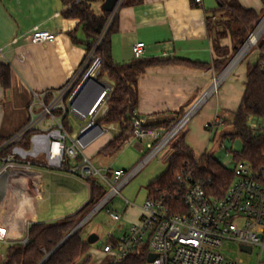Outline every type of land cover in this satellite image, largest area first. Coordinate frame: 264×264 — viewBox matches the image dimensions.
<instances>
[{"label":"crops","instance_id":"1","mask_svg":"<svg viewBox=\"0 0 264 264\" xmlns=\"http://www.w3.org/2000/svg\"><path fill=\"white\" fill-rule=\"evenodd\" d=\"M238 1L245 8H252L260 14L264 12L262 0ZM102 2L97 4L100 9L98 12H102ZM217 6L216 0H201L200 3L195 0H143L137 4H123L119 8L116 29L110 36L113 60L117 63L134 61L132 46L141 41L145 43L143 60L162 61L147 66L139 75L137 106L133 118L163 116L171 121L159 124L157 128H169L174 120L188 112L211 90L217 78V89L206 97L197 110L199 117L194 122L195 128L200 129L205 124L220 121L225 124L228 115L233 117L243 98L247 72L252 65L249 62L244 64V56L232 62L227 72L221 75L236 55L234 53L239 51L235 50L220 72L215 69L217 41L209 32L208 22L210 18L215 19V16L221 17V13L216 11ZM66 9L64 0H0V64L9 68V85L5 87L0 82V140L8 138L24 126L31 117V104L38 110V99L47 92L65 86L83 64L88 50L87 40L80 28L75 31L74 37L71 35L78 20L66 17ZM38 29L56 32L57 36L50 42L33 43L31 34ZM219 43L231 47L229 37L221 39ZM256 53L258 59V50ZM92 76L99 81L98 84L91 81L94 79ZM91 84L96 85L91 86L92 96L98 98L89 116L100 109L97 122L106 133L103 132L90 143L85 152L87 150V154L96 156L104 170H112L107 165L110 159L100 157L98 152L121 129L118 123L99 122L106 115L107 101L115 86L114 80L107 74H101L99 56L95 57L75 94H82ZM74 124L79 128L80 124ZM68 127L72 129L70 120ZM184 139L195 155L196 152L208 154L207 144L198 141L193 133L184 135ZM168 155L169 152H165L163 158L167 160ZM41 170L51 175L49 183L43 184L42 195L38 192L39 180L34 173L31 197L12 194L0 203V222L8 225V236L15 242L27 235L29 221L56 223L76 214L88 202L85 201L84 187L89 190L90 197L91 189L80 178L67 173L64 175ZM97 183L105 186L100 181ZM148 195L147 189L146 199ZM40 202L44 204L42 211L39 209ZM120 210H114L122 214L121 219L115 222H123L120 227L124 233L139 222L143 211L142 206H135L131 202L126 206L125 201ZM20 231L23 232L22 236L15 237ZM255 247L259 251L256 258L246 259L249 264H264V247L254 246L253 249Z\"/></svg>","mask_w":264,"mask_h":264},{"label":"built area","instance_id":"2","mask_svg":"<svg viewBox=\"0 0 264 264\" xmlns=\"http://www.w3.org/2000/svg\"><path fill=\"white\" fill-rule=\"evenodd\" d=\"M125 1L117 0L102 35ZM56 36V32L38 29L31 34V42H50ZM101 39L102 36L71 80L59 90L39 98L38 110L31 104L29 121L0 142V203L12 194L31 197L37 167L76 176L90 189L92 182L100 181L109 186L105 197L84 217V224L101 209H106L113 221H119L122 214L108 207L110 201L154 156L167 148L211 93V90L206 92L166 133L157 127L145 126V118L134 117L132 134L124 145L138 138L146 142L149 152L130 171L108 169L103 172L85 154L86 147L104 132L97 122L100 109L91 116L92 109L86 112L87 104L94 98L91 86L95 84L89 85L82 94H75L92 65L91 58L95 57ZM144 52V42L132 46L134 58H142ZM92 77L91 81L98 84L99 81ZM47 95L50 96L48 103L45 101ZM65 116L71 122V130L63 122ZM74 122L80 124L79 128ZM184 165L175 175L174 187L155 188L142 205L139 222L122 233L115 244L104 245L103 251L112 258L111 264L121 263L142 245L148 248V256L156 254L153 261L147 256L144 264H244L226 258L221 251L225 240L264 247V174L244 161L237 162L231 183L219 197L210 192L211 178L198 179L188 162ZM124 201L126 206L130 204ZM30 224L29 221L27 235L16 242L28 243ZM8 231V225L0 222V250L2 246L15 243Z\"/></svg>","mask_w":264,"mask_h":264},{"label":"trees","instance_id":"3","mask_svg":"<svg viewBox=\"0 0 264 264\" xmlns=\"http://www.w3.org/2000/svg\"><path fill=\"white\" fill-rule=\"evenodd\" d=\"M102 1L64 0L67 5L64 15L78 20L76 28L71 32L73 37L79 28L85 34L88 47L85 59L102 36L97 45L95 57L101 58V74H107L110 79L115 81V86L107 101L106 115L99 122L101 124L118 123L121 131L100 149L98 155L102 158L112 159L119 153L125 140L132 134L131 122L137 106L139 75L147 66L162 61H145L142 58H135L129 63L115 62L111 56L110 36L116 29L117 20L115 17L105 34L102 35L110 15V12H98L96 10V5ZM142 1L126 0L124 4H137ZM216 1L218 4L216 11L221 13V17L210 18L208 28L212 35L214 32L217 41V45H215L217 57L214 59V66L220 72L230 60L231 52L238 50L253 31L261 18V14L252 8L243 7L238 0ZM262 1L264 4V0ZM226 37L231 39V47L219 43L221 39ZM256 48L259 52L258 59L248 69L246 89L241 103L233 113L232 120L224 121V123L230 122L234 130L225 133L223 137H228L232 142L241 141L242 149L231 151L236 163L244 161L256 171H261L264 174V35L259 39ZM0 82L5 87L9 85V68L1 64ZM49 98L50 96L47 95L45 100L47 101ZM56 113L60 114L61 112L57 111ZM63 122L70 129L66 116L63 118ZM151 127H158V125H151ZM166 161L168 163L167 169L148 184V197L157 187L160 189L174 187L175 175L185 167V162H188V166L194 171L196 178L212 179L213 185L210 192L215 196H222L234 176L233 170L225 167L212 155L204 153L197 157L185 142L184 135H180L173 142ZM106 193L107 191L101 184L92 182L89 200L82 209L56 223H31L28 229V243L15 242L7 245L5 253L0 257V264H38L105 197ZM83 227L43 264H88L90 256L81 261L90 247V244L82 236ZM116 241L117 239L110 236L107 243L115 244ZM148 253L146 245H142L139 250L130 254L119 264H144Z\"/></svg>","mask_w":264,"mask_h":264},{"label":"rangeland","instance_id":"4","mask_svg":"<svg viewBox=\"0 0 264 264\" xmlns=\"http://www.w3.org/2000/svg\"><path fill=\"white\" fill-rule=\"evenodd\" d=\"M96 10L99 11V7L96 5ZM264 17V12L261 14L260 20ZM259 20V21H260ZM264 33L262 34V36ZM261 36V37H262ZM213 37L214 32H213ZM260 37V38H261ZM259 41V40H258ZM253 45L244 56H246L243 60L244 64H248L249 62L251 65L256 63L257 60V53H256V46L257 43ZM243 43L240 45L238 50L242 47ZM237 52L234 53V55ZM243 56V57H244ZM91 64L93 63L95 57L92 56ZM46 101V100H45ZM50 101V98L46 101L47 103ZM196 114V115H195ZM195 117L193 120L182 129L179 135H187L189 133H193L196 138L202 140L204 144H207L206 151L208 154L214 155V157L224 164L227 168L232 169L235 166L234 159L232 157L231 151H240L242 149V143L240 140H236L232 142L228 137H223L225 133L232 132L234 130L233 125L228 122L225 124L219 123H211V127H206L207 124L203 125L202 128H195V120L199 117L198 111L194 113ZM184 116V115H183ZM183 116L179 117L178 119L174 120L169 128H165L162 130L163 133L168 132L172 126H174ZM221 117V116H220ZM228 120H232V115L227 116ZM48 121V119H47ZM264 122V120H263ZM106 132H104L105 134ZM174 139L166 149H164L161 153L154 156L142 169L139 171L128 183L126 187H123L121 193L116 195L108 204V207L113 208L114 210L121 211L120 209L123 206L124 199L130 201L135 206H142L146 200L147 196V185L151 181L157 179L166 169L168 166L167 161L163 158L164 153L166 154L171 150V146L173 142L176 140ZM149 152L148 147L146 146V142H142L140 139L135 138L132 140L130 144H126L122 147L119 153L112 159L107 161V165L111 166V171L117 169H125L127 171L132 170ZM203 152V151H202ZM87 154V150L85 152ZM196 156L200 157L201 154L196 152ZM95 166L99 169H102L104 172L105 170L102 168L103 164L99 161L96 156H88ZM42 168L35 167L34 173L38 176V192L42 195V187L43 184H47L50 181L51 175L41 170ZM46 170V169H44ZM50 172L56 173H63L59 171L48 170ZM66 175V173H64ZM107 193L109 192V186H104ZM85 191L84 197H86L85 201H88L89 190L84 187ZM106 193V194H107ZM44 208V204L41 202L39 203V209L42 211ZM94 208V207H93ZM92 208V209H93ZM91 209V210H92ZM120 224L123 222H115L113 221L106 209H101L97 211L90 217V220L83 225L82 236L86 240L91 233H96L98 235V240L92 244H90L89 250L87 254L81 259H85L87 256H90V260L88 264H111L112 258L110 255L103 251V246L106 242L109 241L110 235H113L114 239H118L122 235V230ZM23 232H17L15 237L20 238ZM108 244V243H107ZM252 254H247L240 250L239 245L233 241L225 240L221 246V251L223 254L232 261L242 262L244 264H249V261L246 259L247 257H254L258 254V248L255 247Z\"/></svg>","mask_w":264,"mask_h":264},{"label":"water","instance_id":"5","mask_svg":"<svg viewBox=\"0 0 264 264\" xmlns=\"http://www.w3.org/2000/svg\"><path fill=\"white\" fill-rule=\"evenodd\" d=\"M117 0H104L101 4V9L102 11H106V12H111L116 4ZM264 20V17L257 23V25L255 26V28L253 29V31L250 33V35L248 36V38L243 42V45L248 41V39L250 38V36L254 33V31L257 29V27L259 26V24ZM260 39V38H259ZM258 39V40H259ZM242 45V47H243ZM241 47V48H242ZM241 48L239 49V51L241 50ZM239 51L236 53V55L231 59V61L228 63V65L226 66L225 70L223 71V73L221 75H224L225 72H227V70L229 69L230 65L232 64V62L234 61V59L236 58V56L238 55ZM222 77V76H221ZM97 96L94 97L89 104H87L86 106V112H88L90 109H92L94 107V105L96 104L97 101ZM171 119L170 118H166L163 116H159V117H148L145 119V126H151V125H159V124H163L165 122H170ZM84 218L76 225V227L74 229H72L66 236L65 238L49 253L46 254V256L38 263V264H43L55 251H57V249L59 247H61L73 234H75L84 224ZM261 237H263L261 235ZM98 240V235L96 233H91L89 234L88 238H87V242L89 244H92L94 242H96ZM6 247L2 246L1 247V252L2 254L5 253ZM240 250L243 252H247V253H251L253 250V247L251 245H245V244H241L240 245ZM156 257V254L150 253L148 256V260L149 261H153Z\"/></svg>","mask_w":264,"mask_h":264},{"label":"bare ground","instance_id":"6","mask_svg":"<svg viewBox=\"0 0 264 264\" xmlns=\"http://www.w3.org/2000/svg\"><path fill=\"white\" fill-rule=\"evenodd\" d=\"M264 33V20L259 24V26L257 27V29L254 31V33L250 36V38L248 39V41L243 45V47L241 48V50L239 51L238 55L236 56V58L234 59L233 63L237 62L238 60H240L245 54L246 52L253 46L256 44V42L258 41V39L262 36V34ZM218 82L219 80L216 81L215 85L212 87L211 92L215 91L217 89L218 86Z\"/></svg>","mask_w":264,"mask_h":264}]
</instances>
